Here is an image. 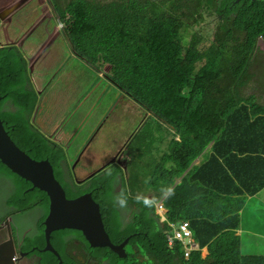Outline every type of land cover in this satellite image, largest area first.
<instances>
[{
    "label": "trees",
    "instance_id": "1",
    "mask_svg": "<svg viewBox=\"0 0 264 264\" xmlns=\"http://www.w3.org/2000/svg\"><path fill=\"white\" fill-rule=\"evenodd\" d=\"M200 1L122 0L104 4L70 0L64 7L68 39L75 53L112 87L108 96L119 90L143 108L138 122L143 129L132 149L143 146L149 137L157 140L147 129L149 116L144 113L150 111L171 129L174 138L168 139L167 152L160 163L153 164V171L148 162H142L143 156L141 161L117 170L118 191L111 187L110 175L97 180L103 185L96 202L105 229L114 245L128 240L125 258L109 247L92 248L81 230L70 228L53 232L51 241L60 258L52 252L41 253L47 246L45 221L51 209L50 197L39 188L31 190V182L0 162V180L10 187L2 200L8 212L0 220L37 208L44 211L38 231L24 239L25 249L40 257L37 264H77L78 255L72 258L76 250H82L84 259L94 264H214L212 251L216 249H222L227 264H264V256L242 254L245 240L238 235L246 222L248 198L264 190V71L260 70L264 68V52L256 47L258 40L264 42V0H203L204 5ZM197 2L200 6L193 14ZM157 8H161L159 14ZM179 12L182 23L185 16L197 23L190 41L185 39L188 35L178 34L183 26L174 29L167 25H177V20L171 19ZM204 14H209V19ZM202 24L208 26L205 35H200ZM204 36L207 40L215 36V40L202 49L191 48ZM257 68L259 71H254ZM30 78L21 48L0 45V119L4 129L30 159H51L65 188L59 165L64 160L62 150L30 122L39 100ZM252 84L256 85L254 91L247 92ZM160 143L164 147L165 140ZM138 153L139 158L143 153L140 149ZM200 157V164L194 166ZM144 175H151L150 185L143 184ZM181 178L174 195L160 198L161 184L172 187ZM187 185L201 186L217 202L216 210L206 215L200 211L203 206L199 201L193 206L194 213L185 209L190 195ZM124 187L132 196L152 189L159 202L145 209L130 198L128 207L119 209L112 196ZM163 202L167 213L157 211ZM183 221L189 223L192 240L199 247L188 258L183 257L182 240L175 239L170 247L167 239V231ZM254 222L262 228V220L257 218L246 224ZM203 247L209 251L205 258L200 250Z\"/></svg>",
    "mask_w": 264,
    "mask_h": 264
},
{
    "label": "rangeland",
    "instance_id": "2",
    "mask_svg": "<svg viewBox=\"0 0 264 264\" xmlns=\"http://www.w3.org/2000/svg\"><path fill=\"white\" fill-rule=\"evenodd\" d=\"M19 1L20 0H14L6 7V11H8ZM120 1L122 0H99V2H102L104 4ZM51 3L56 4V0H51ZM204 4L205 2L201 0L200 5ZM200 5L198 4V2L195 3L193 14L197 13ZM30 8L31 7L27 9ZM155 12L156 14H159L161 12V8L155 9ZM181 13L182 12H179L171 19L177 20V25L171 24L169 22L167 23V25L169 28L174 29L176 27V29H179L180 26H183V28L181 27L179 29L178 34H181V37L188 35L185 37V39L190 41L192 40V32L197 30V23L187 20V16H185V19L182 23L179 19V15ZM9 15H6L5 18H7ZM16 16L14 17V23L23 28L24 22L18 21V17L16 18ZM203 17L207 20L209 19V14H204ZM28 24L30 23H27L26 25ZM51 25L57 26V21L53 20L51 22ZM207 27V25H201L200 35H205ZM7 33L10 34L9 37L7 36ZM12 33V28H9V30H5L4 27H0V41L3 43H5L6 41H14L13 43L16 45V43H18V40L11 37ZM24 38L26 40L21 46V50L24 53L23 55H26V59L28 61V70L29 74L31 75L30 80L32 88L35 89L38 94L40 93V98L38 100L36 110L35 112H33V115L31 117L32 123H40L39 121H36V119L38 118V116H43V111L47 108L48 104L52 105L49 107L48 115H46L45 117L46 120L42 118L44 121L41 122L42 125L47 124L45 130L48 132L53 127H60L63 117L64 120H66L64 122L66 130L72 129L73 125H75L73 122L74 118L79 117L83 120H86L89 123L90 128V133L87 136V142H89L90 144L93 138L96 136V139L93 141L91 148L99 152L103 160L106 157L113 155L116 150L120 149L123 144H125V141L128 137L134 136L133 133L138 125V122L143 116V108L137 104V106H134V108L131 109L132 111H127L125 105L119 104L118 100H113L111 108L108 109V106H110L111 98L108 96V94H103L108 84L107 81L104 82L102 77L98 75L94 68L90 66L86 60L81 58L80 55H77L75 53L72 45L69 43V39V42L65 39H60L55 46H52V43H50L47 46L42 45L38 47V42L32 37L29 38L28 36H25ZM214 40L215 36L209 38V40H207L204 36L202 39H199V41L196 42L198 44L191 45V48L202 49L201 46H206L210 42H214ZM256 47L257 49H259L257 51L264 52V42H262V40L257 41ZM260 70L264 71V68H261ZM254 71L258 72L259 69H254ZM102 74L104 73L102 72ZM262 77H264V75ZM252 85L253 87L249 88L247 92L254 91L256 85ZM78 104L79 106H81L79 111L80 116L77 114L74 117L69 113L72 112ZM112 112L114 113L111 115ZM109 115H111L110 120L114 117L122 118V120L120 121L121 125L125 124L128 121L126 119H123L128 116L134 124L132 125V128H129L127 131H121L115 128L117 131V135L112 138L109 135V131L114 128L112 122H108L104 127H102L103 124H100L101 117ZM49 117L52 118L49 119ZM156 119L157 118H155L154 116H149L147 121V129L150 130L154 135H156L155 138H157V140L153 137H149L147 143H144L143 146L141 144V146L139 147L144 155L142 162H148L150 164V171H153V164L156 162L160 163L163 154L167 152L168 139L174 138L171 129L165 123H160L158 121L159 119ZM52 121L54 122L51 123ZM58 130H60L63 134L61 128ZM62 134H60V136H62ZM139 135L140 133H138L137 136H134V138L137 139ZM161 140H165L164 147H161ZM146 150L150 153H145ZM82 154V150L79 149L76 140H74L71 149L66 154L65 159L67 158L69 164L72 165L73 163H77L78 159L82 158ZM75 160L76 162H74ZM82 163L85 164L84 159L82 160ZM60 164L61 162L59 163V165ZM83 173V176L79 177V181L83 180L87 175L85 171H83ZM174 186L175 185H173L172 187ZM0 187L3 188V186L1 185ZM138 193L154 195L152 189L150 191H148L147 189L142 190ZM261 199H264V194L263 198ZM2 200L3 196L0 195V219L6 212H8L7 208L5 209L2 205ZM247 206L249 207L246 212V222H251L255 218H257L259 222H261L262 220V228L260 229L259 226H255L254 229L259 231L263 235H259L258 237L251 235L250 239L246 238L247 245L254 246V248L257 249L258 252H264V204L261 202V200H255V202L247 204ZM163 211L160 212L163 213ZM41 212L42 213H38V216H40V218L32 212H28L25 214H19L17 219L19 218L20 220H22L23 224H25L26 222L36 224L40 220H42V217L44 216V211L42 209ZM30 218H35V220H30ZM19 229H21V226L15 227V230H17L18 238H20L24 233L23 230L18 231ZM32 232L35 231H30V235ZM243 254L244 256H246L245 250H243ZM77 261V264H94L92 261L84 259V252L82 250H78ZM102 264L107 263L105 262Z\"/></svg>",
    "mask_w": 264,
    "mask_h": 264
},
{
    "label": "flooded vegetation",
    "instance_id": "3",
    "mask_svg": "<svg viewBox=\"0 0 264 264\" xmlns=\"http://www.w3.org/2000/svg\"><path fill=\"white\" fill-rule=\"evenodd\" d=\"M13 1L14 0H8V1L0 0V17L2 18V19L0 18L1 20L0 27L1 28L4 27L5 30L7 29L9 30V28L13 29V33L11 34V37L13 39L15 38L16 40H18V43H16V45H18L20 48L23 45L24 41L26 40L24 38L25 36H28L29 38L32 37L33 39H35L38 42V47L42 45L46 46L49 42L52 43V46H55L60 39L67 40V23L63 20L62 14L64 10L67 9L64 7L69 3L70 0H60V3L59 0H56V4L51 3V0H20L17 4L13 5V7H11L8 11H6V7L9 4H11ZM29 7L31 8L27 9ZM6 15L9 16L5 18ZM15 16L16 18L18 17L17 19L18 21L24 22L23 28L14 23ZM53 20L57 21V26L51 25V22ZM27 23L30 24L26 25ZM7 36L9 37L10 34L7 33ZM13 42L14 41L12 42L6 41L5 43H3L0 41V45L15 46ZM24 57L26 59V55H24ZM111 90L112 87H110V85L108 84L103 94L109 95L111 93ZM38 95L40 98V93ZM110 98H111L110 106H108V109L111 108L113 100H118L119 104L125 105L127 111H132L131 109L134 108V106H136L131 99H127V97L125 95H122L121 92H119V90H117L115 95L111 96ZM51 105L52 104H48L47 108L43 111V116L42 117L38 116V118L36 119V121H39L40 123H36V122L32 123L31 119L30 122L31 125L36 126V128H38L40 132H42L46 137L52 140L54 146L62 150L64 154V160L60 164V169L67 183V186H65L67 191V197L69 198L72 192L77 190L78 196H82L89 193L94 197L95 200L99 199L102 195L103 185L99 186L102 182H99L97 180L106 178L108 176L107 175L108 170H111L112 172V175H110L112 181L111 187L113 188L114 186L115 190L118 191L119 186L117 181L119 179V175L115 178L116 176L115 172L120 168H125V166H123L122 162L117 161V159L122 153H123V157H127V158L129 155H131V152L129 150L133 136L128 141L125 142V146L116 150L112 156H108L103 160L101 154L91 148L93 141L96 139V136L93 138L90 144L89 142H87V136L90 133V128H89V123L86 120H83L79 117L74 118L73 122L75 125H73L72 129L66 130V126L64 125V122L66 120H64L63 117L62 118L63 120L61 119L62 123L60 127L57 128L53 127V129H51L49 132L45 130L46 124L42 125L41 122L46 120L45 117L46 115H48V110ZM80 108L81 106H79L78 104L69 114L73 115L74 117L77 114L80 116L79 113ZM113 113L114 112H112L111 115ZM150 113L152 112L150 111L149 114L144 113V115L153 116ZM111 115L101 117L100 124H103L102 127L106 126L108 122H112L113 127L116 128L117 130L127 131L129 128H132V125L134 123L133 121H131L130 117L126 116L125 118H123L128 121L125 124L121 125L120 121L122 120V118L114 117L113 119L110 120ZM51 118L52 117H49V119ZM141 125L142 124L138 123L134 131L135 133L137 132V130L142 128ZM60 128L63 131V134L60 130H58ZM60 134H62V136H60ZM74 140H76L78 147L79 149L82 150L83 154H82V158L78 159L77 163H73L72 165H70L69 162L67 161V158L65 159V157L66 154L71 149ZM83 159L85 160V164L82 163ZM43 161L46 160L44 159ZM51 162L54 165L56 172V170H58V167L53 163L52 160ZM74 162H76V160ZM83 171H85L87 175L85 174L86 176L84 177V179L79 181V177H82L84 174ZM60 177L61 176H57L58 180L60 179ZM59 181L61 183V180ZM104 182L107 183L108 181H104ZM0 185L5 186V188H3L0 191V195L5 196V194L9 192L10 187L2 180H0ZM33 187H35V185L30 187L31 190H35L33 189ZM68 190L71 192L68 193ZM32 213L38 216V213H42V212L40 208H37L35 211H32ZM17 217L18 215L13 214L12 216L0 222V243H3L8 240L7 226H9L12 239L14 241L15 249L17 252V254H15V256L13 257V263L37 264L38 258L40 257L38 255H35V253L31 254L30 251L25 249L24 239L27 236H33V233H36L38 231V223L32 224L26 222L25 224H23L22 220H20L19 218L17 219ZM38 217L40 218V216ZM30 220H35V218L33 219L30 218ZM6 221H8V225L4 223ZM16 226L17 227L21 226V229H19L18 231L21 230L24 231L23 235L20 238H18L17 230H15ZM70 229L77 230L78 228H70ZM30 231H35V232H32L30 235ZM15 235H16V239H15ZM44 249H40L41 253H44L43 252ZM24 253H26V255H24ZM72 254L75 256L72 258L76 259V256L78 255V251L76 250L72 252Z\"/></svg>",
    "mask_w": 264,
    "mask_h": 264
},
{
    "label": "water",
    "instance_id": "4",
    "mask_svg": "<svg viewBox=\"0 0 264 264\" xmlns=\"http://www.w3.org/2000/svg\"><path fill=\"white\" fill-rule=\"evenodd\" d=\"M1 99L0 96V102ZM0 162L13 174L31 182L36 188L47 192L50 197L51 209L45 221L47 246L43 252L55 253L60 258L51 241L53 232L61 228H78L92 248L109 247L118 257L125 258L127 256L128 240L119 245L112 243L109 233L105 229L100 205L93 199V196L88 193L76 198H67L63 186L56 177L52 162L50 160L36 161L21 152L4 129L1 119ZM4 223L8 225V221ZM7 228L8 240L0 243V264H14L13 257L17 254L10 227L7 226Z\"/></svg>",
    "mask_w": 264,
    "mask_h": 264
},
{
    "label": "crops",
    "instance_id": "5",
    "mask_svg": "<svg viewBox=\"0 0 264 264\" xmlns=\"http://www.w3.org/2000/svg\"><path fill=\"white\" fill-rule=\"evenodd\" d=\"M52 121L51 123H53ZM47 125V124H46ZM53 129V128H51ZM202 160V157L198 158L193 164L194 166H198ZM185 176V175H184ZM182 181V178L179 179L176 183L175 186L179 185ZM175 186L172 187L173 190L175 189ZM186 189L190 191V195L187 203H186V208L185 209H190L192 213H194L193 206L197 201L201 202L203 208L200 210L201 212L205 213L206 215L214 210H216L217 202L214 200V198L211 197V195L206 194L202 191L201 186L199 185H187ZM198 190V192H197ZM264 190H262L260 193L253 197H249L247 200V204H250L252 202H255V200H261V202L264 204V199L263 198ZM149 196H156L157 194L154 192V195H149ZM163 199V198H162ZM183 199V198H182ZM167 207L165 208L164 212L167 213ZM159 213H161L159 210H157ZM256 226V222L252 223L251 225H247L245 220L243 221V224L240 226V229L238 230V235L240 238L245 240V248L242 249V254L243 250L246 251V256H264V252H258L257 249L254 248L252 245H247L246 238L250 239V236H255L258 237L259 235H262L259 231H254L252 227ZM263 236V235H262ZM199 249L197 244L195 243V248L194 250ZM202 257L205 258L208 254V248L203 247L200 249ZM184 253V252H183ZM255 253V254H253ZM191 254V252H190ZM211 262L214 264H227V257L223 256L222 249H216L212 251V259Z\"/></svg>",
    "mask_w": 264,
    "mask_h": 264
},
{
    "label": "clouds",
    "instance_id": "6",
    "mask_svg": "<svg viewBox=\"0 0 264 264\" xmlns=\"http://www.w3.org/2000/svg\"><path fill=\"white\" fill-rule=\"evenodd\" d=\"M67 41H68V36H67ZM69 42V41H68ZM50 43V42H49ZM48 43V44H49ZM70 43V42H69ZM47 44V45H48ZM71 44V43H70ZM46 45V46H47ZM17 46V45H16ZM151 115H153L152 113H150ZM154 116V115H153ZM155 117V116H154ZM156 118V117H155ZM158 119V118H157ZM143 128H140L139 130H137V132L133 133V135L135 136V134H138ZM109 135L113 138L117 135V131L115 128H113L112 130L109 131ZM132 138L131 140V143H130V152H131V155L127 157H123V153L119 156V158L117 159V161H122L123 163H130V162H133V161H141L140 158L141 156L142 157V160L144 158V155H140L139 158H138V150L139 148H134L132 149L133 147V144L135 143L136 139ZM131 137H128L126 141H128ZM125 141V142H126ZM123 146H125V144H123ZM122 146V147H123ZM121 147V148H122ZM112 156V155H111ZM55 168V167H54ZM10 171V170H9ZM107 175H112V172L111 170H108L107 171ZM57 177V176H56ZM151 181H152V177L151 175H144L143 176V184L144 185H150L151 184ZM63 189L65 190L66 192V196H67V191L66 189L63 187ZM71 191H68V193H70ZM159 192H160V198H169L171 197L172 195H174V190L171 186H168V185H164V184H161L160 188H159ZM69 197H73V198H76V197H79L78 196V191L75 190L74 192H72V194L69 196ZM68 198V197H67ZM132 199L133 202L137 205H141L143 208L145 209H152L158 202H159V198L157 197H154V196H148V195H145L144 193H137L135 196H132V193L131 191L127 188V187H124V188H121V190L116 193L114 196H112V200H113V203H114V206L119 208V209H126L128 207V201L129 199ZM94 199V197H93ZM95 200V199H94ZM96 201V200H95ZM165 206V204H164ZM166 208V207H165ZM194 242V241H193ZM195 243V242H194Z\"/></svg>",
    "mask_w": 264,
    "mask_h": 264
},
{
    "label": "built area",
    "instance_id": "7",
    "mask_svg": "<svg viewBox=\"0 0 264 264\" xmlns=\"http://www.w3.org/2000/svg\"><path fill=\"white\" fill-rule=\"evenodd\" d=\"M158 208L160 211L165 210L164 202L158 204ZM167 239L170 247H172V245L174 244L175 239L182 240L184 258H188L190 252L193 251L195 248V243L192 240V231L189 227V223H187L186 221H183L179 225L174 226L172 230L167 231Z\"/></svg>",
    "mask_w": 264,
    "mask_h": 264
}]
</instances>
